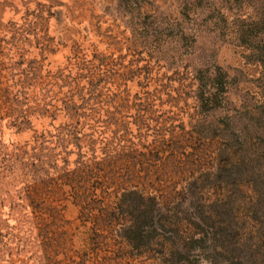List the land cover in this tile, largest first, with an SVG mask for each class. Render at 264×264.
Segmentation results:
<instances>
[{"label":"rangeland","instance_id":"1","mask_svg":"<svg viewBox=\"0 0 264 264\" xmlns=\"http://www.w3.org/2000/svg\"><path fill=\"white\" fill-rule=\"evenodd\" d=\"M258 176L264 0H0V264H263Z\"/></svg>","mask_w":264,"mask_h":264},{"label":"trees","instance_id":"2","mask_svg":"<svg viewBox=\"0 0 264 264\" xmlns=\"http://www.w3.org/2000/svg\"><path fill=\"white\" fill-rule=\"evenodd\" d=\"M258 178V182L260 183V184H262L261 186L264 188V178H263V176H258L257 177ZM263 243H264V241H263ZM264 245V244H263ZM259 252V251H258ZM262 259H264V256H263V258ZM264 264V263H263Z\"/></svg>","mask_w":264,"mask_h":264}]
</instances>
